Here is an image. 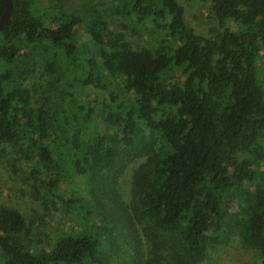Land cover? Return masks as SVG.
<instances>
[{
	"label": "trees",
	"instance_id": "16d2710c",
	"mask_svg": "<svg viewBox=\"0 0 264 264\" xmlns=\"http://www.w3.org/2000/svg\"><path fill=\"white\" fill-rule=\"evenodd\" d=\"M202 1L207 36L176 0H123L115 12L133 24L164 23L169 43L146 48L68 0H9L0 153L43 217L57 206L82 228L51 239L0 206V264H201L233 240L264 264V0ZM44 43L45 74L60 56L66 78L37 98L14 67ZM141 159L125 202L119 177Z\"/></svg>",
	"mask_w": 264,
	"mask_h": 264
},
{
	"label": "rangeland",
	"instance_id": "374dc122",
	"mask_svg": "<svg viewBox=\"0 0 264 264\" xmlns=\"http://www.w3.org/2000/svg\"><path fill=\"white\" fill-rule=\"evenodd\" d=\"M45 3L46 0H39ZM123 0H68V8L78 11L83 18H90L93 13H97L100 17L111 24L112 29L120 30L122 26L128 29L126 33L132 44L143 46L146 48H155L164 42L169 43L167 31L161 21L158 24L145 21L141 25L133 24L127 20L125 16L115 12L118 5ZM183 8V22L193 29V31L201 36H207L209 31L215 28V23L209 13L208 4L202 0H176ZM170 46L174 47L173 42ZM42 47L48 52H44ZM42 47L37 45L28 49L26 57L17 62L14 67L15 72L24 68H29L31 73L28 74L25 83L33 88L35 97L50 96L55 87L63 89L65 81V67L60 56L56 61V72L53 75L45 74L43 70V62L48 57L51 58L53 51L47 43ZM264 67V66H262ZM168 72L167 74H171ZM264 80V78H263ZM119 92L116 86H112ZM63 96V93H61ZM83 96L94 97L100 104L104 99L101 91L93 88L83 89ZM72 105L77 101V96L72 99ZM100 106V105H99ZM98 106V107H99ZM100 108V107H99ZM9 157L5 153H0V206H6L17 210L26 222H40L39 229L48 238H54L61 234L72 233L81 230L82 226L75 218L61 211L57 206L55 210H50L47 216L43 217V210L39 201L31 198L27 191V185H23L20 181L21 173L10 175L8 171ZM141 160H136L130 164L124 173L119 177L118 188L121 198L126 202L129 198L130 177L133 168H135ZM26 167L22 166L23 172ZM77 185L75 182H63L62 190L66 193L75 191ZM81 209L79 208V211ZM201 264H257L256 257L253 253L244 251L236 240L230 242L226 247L212 250L209 252L206 260Z\"/></svg>",
	"mask_w": 264,
	"mask_h": 264
},
{
	"label": "water",
	"instance_id": "95a60500",
	"mask_svg": "<svg viewBox=\"0 0 264 264\" xmlns=\"http://www.w3.org/2000/svg\"><path fill=\"white\" fill-rule=\"evenodd\" d=\"M10 16V2L9 0H5L4 11L0 15V30L7 23Z\"/></svg>",
	"mask_w": 264,
	"mask_h": 264
}]
</instances>
